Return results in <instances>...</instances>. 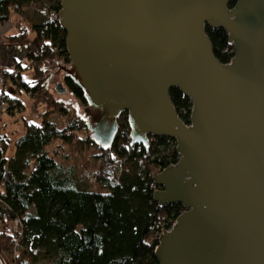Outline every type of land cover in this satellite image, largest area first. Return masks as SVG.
I'll use <instances>...</instances> for the list:
<instances>
[{
	"label": "water",
	"instance_id": "95a60500",
	"mask_svg": "<svg viewBox=\"0 0 264 264\" xmlns=\"http://www.w3.org/2000/svg\"><path fill=\"white\" fill-rule=\"evenodd\" d=\"M53 1L70 62L61 71L96 116L92 140L110 150L126 112L131 144L176 142L178 162L152 178L159 207L183 208L158 239L159 264H264V0ZM206 27L227 33L228 64ZM172 88L192 102L189 125Z\"/></svg>",
	"mask_w": 264,
	"mask_h": 264
},
{
	"label": "trees",
	"instance_id": "16d2710c",
	"mask_svg": "<svg viewBox=\"0 0 264 264\" xmlns=\"http://www.w3.org/2000/svg\"><path fill=\"white\" fill-rule=\"evenodd\" d=\"M234 4H230L233 7ZM60 11L53 0H0V25L12 23L14 43L27 42L35 79L18 82L19 90L41 95L55 74L83 106V91L61 68L70 69L66 33L50 14ZM215 57L228 64L234 49L222 29L206 27ZM33 37L30 38V36ZM5 81L21 79L19 72L4 71ZM171 101L186 124H190L192 102L177 88ZM51 114L68 116L65 126L50 113L41 123L24 121L25 132L7 158L9 139L0 135V224L20 220L18 231L0 232V264H159L155 257L158 233L170 228L183 208L180 204L159 207L153 194L159 189L152 178L179 160L173 139L149 138V145L131 144L127 113L118 118V131L110 150L93 152L83 163L84 171L101 187L78 185L75 171L58 161L61 144L71 143L68 129L95 118L92 113H72L63 100L47 98ZM14 114L23 103L0 90V108ZM1 120V118H0ZM79 140L78 145H82Z\"/></svg>",
	"mask_w": 264,
	"mask_h": 264
},
{
	"label": "rangeland",
	"instance_id": "374dc122",
	"mask_svg": "<svg viewBox=\"0 0 264 264\" xmlns=\"http://www.w3.org/2000/svg\"><path fill=\"white\" fill-rule=\"evenodd\" d=\"M25 58L29 64H31V60H28L27 53L25 52ZM25 78L27 81L30 80L31 77H35L34 71L32 69H25ZM4 70H0V86L3 84H9L10 86H7L6 90L14 95L15 97L19 98L23 102V109L21 111H16L14 114H10L7 112L6 106L0 108V129L3 132L9 133L10 137V144L9 149L7 152L8 156H12L15 153V143L18 140L20 136L24 133V121L33 122V123H41L42 117L44 113L51 112V107L47 103V98L54 97L56 99L63 100L66 105L68 106L69 110H72V113H77L79 115H85L86 109L89 108V106H83L80 102H78L75 97H73L69 91L66 94L58 95L56 93V86L58 84H61L63 87V78L64 75L62 73L55 74L50 79L45 91L39 95V96H32L30 92L24 91V94L27 95L29 98H25L24 94H18L17 92H22L19 90L18 87V78L15 77V80H9L5 81L4 79ZM5 81V82H4ZM14 89V91H10L11 89ZM17 91V92H15ZM51 115V118H56L60 122H62L65 126L67 125V119L68 116H61L58 114H49ZM2 116V117H1ZM41 119V120H40ZM17 131V132H15ZM67 134L71 136V143H55L52 146H50L49 150L53 153L56 149V146L61 144V147L63 149V152L59 153L58 161L61 162L64 166V168H68L70 166L78 167V169L75 171L78 185L83 187H91V189H94L96 191H102L101 187L97 185L93 179L91 178V175L84 171L83 163L85 162V159L88 158L93 152H95L93 149L87 148L85 145L86 143L82 145H78L79 139L83 138L81 134H79L77 131L68 129ZM1 135V134H0ZM83 143V142H82ZM1 231H7L11 232L14 231V228L10 224H0V232ZM45 264H51L50 262H45Z\"/></svg>",
	"mask_w": 264,
	"mask_h": 264
},
{
	"label": "crops",
	"instance_id": "0c3cea01",
	"mask_svg": "<svg viewBox=\"0 0 264 264\" xmlns=\"http://www.w3.org/2000/svg\"><path fill=\"white\" fill-rule=\"evenodd\" d=\"M15 34H16V28L12 23H5V24L0 25V70H4L7 72L17 71V72H19V76H20L21 80H23V82L33 81L35 79L34 76L31 77L29 81H27L25 78V71L24 70L28 69V66H29V63L27 62V60L25 58L27 42L14 43V42L10 41L9 37L14 36ZM31 37H33V35H31L30 38ZM7 86H10V85L9 84H6V85L3 84L2 86H0V90L3 89L10 96L17 98L14 95L10 94L6 90ZM10 91H14V89L12 88ZM21 91L22 92H17V91H15V92H17L18 94H24L23 90H21ZM24 97L29 98L25 94H24ZM17 99H19V98H17ZM23 107H24V105H23ZM15 132H17V131H15ZM24 132H25V128H24ZM0 134L6 135L7 138L9 139V144H10L9 133L3 132L0 129ZM8 149H9V147H8ZM11 157H13V155L12 156L7 155V158H11Z\"/></svg>",
	"mask_w": 264,
	"mask_h": 264
},
{
	"label": "built area",
	"instance_id": "2783aa9c",
	"mask_svg": "<svg viewBox=\"0 0 264 264\" xmlns=\"http://www.w3.org/2000/svg\"><path fill=\"white\" fill-rule=\"evenodd\" d=\"M59 12L60 11H53L50 14V19L60 21L61 17H60ZM14 76L16 77V75H14ZM16 81H18V80H16ZM18 82H23V80L20 79ZM74 131H77L79 134H81L83 136V138H81V140L80 139L79 140L83 143H86L85 146L87 148L93 149L95 152L102 150L101 147L92 140L91 132H90L89 128L87 127L86 123L78 124ZM175 221L176 220L171 222L170 228H162V230L158 233L157 238H159L164 231H169L173 227V225L175 224ZM10 225L14 228V231H18L19 229H21V223H20V220H18V219L15 220L12 224L10 223Z\"/></svg>",
	"mask_w": 264,
	"mask_h": 264
},
{
	"label": "bare ground",
	"instance_id": "6f19581e",
	"mask_svg": "<svg viewBox=\"0 0 264 264\" xmlns=\"http://www.w3.org/2000/svg\"><path fill=\"white\" fill-rule=\"evenodd\" d=\"M159 239V238H158Z\"/></svg>",
	"mask_w": 264,
	"mask_h": 264
}]
</instances>
